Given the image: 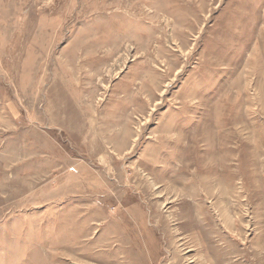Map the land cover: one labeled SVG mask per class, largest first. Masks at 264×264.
<instances>
[{
	"label": "rangeland",
	"instance_id": "rangeland-1",
	"mask_svg": "<svg viewBox=\"0 0 264 264\" xmlns=\"http://www.w3.org/2000/svg\"><path fill=\"white\" fill-rule=\"evenodd\" d=\"M33 263L264 264V0H0V264Z\"/></svg>",
	"mask_w": 264,
	"mask_h": 264
},
{
	"label": "bare ground",
	"instance_id": "bare-ground-1",
	"mask_svg": "<svg viewBox=\"0 0 264 264\" xmlns=\"http://www.w3.org/2000/svg\"><path fill=\"white\" fill-rule=\"evenodd\" d=\"M117 148V147H116ZM45 245V244H44ZM46 246V245H45ZM26 258V257H25ZM31 258H32V256H31ZM38 260V259H37ZM39 262V261H38ZM34 264V263H33ZM38 264V263H37ZM40 264V263H39Z\"/></svg>",
	"mask_w": 264,
	"mask_h": 264
}]
</instances>
